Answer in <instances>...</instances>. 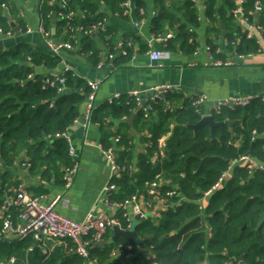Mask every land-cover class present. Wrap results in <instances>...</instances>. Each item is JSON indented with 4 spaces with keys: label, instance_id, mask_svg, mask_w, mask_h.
I'll list each match as a JSON object with an SVG mask.
<instances>
[{
    "label": "trees",
    "instance_id": "16d2710c",
    "mask_svg": "<svg viewBox=\"0 0 264 264\" xmlns=\"http://www.w3.org/2000/svg\"><path fill=\"white\" fill-rule=\"evenodd\" d=\"M107 1L118 10L125 0ZM256 1L246 0L245 7L254 10ZM260 1L264 4V0ZM148 2L135 0L134 4L141 10ZM154 2L159 9L153 19L154 32H160L163 22H169L176 26V35L169 46L180 43L181 50L195 51L197 45L189 26L196 27L200 23L197 3L192 0ZM206 2V14L217 28H221L218 19L225 25L233 22L231 11L236 7L233 0ZM1 4H5V0H0ZM67 6L66 13L81 11L86 16L83 25L87 34L84 33L81 39L80 49L88 62L97 68L103 64L101 50L95 46L90 27L103 23V17L97 15V6L91 0H69ZM55 7V4L42 7L46 28L51 24ZM259 14V25L264 28V6ZM254 15L249 18L253 20ZM75 16L63 18L62 26L73 28ZM0 28L6 33L11 30L1 12ZM136 40L135 37L124 41L122 49L126 55L114 56L115 66H121L132 57ZM69 41L76 46L75 39ZM227 41V54L247 55L259 49L256 39L249 38L239 26L227 32ZM209 48L211 56L227 58L226 53L218 52L214 44ZM60 62V55L29 43L0 49L1 159L11 166L19 153H25L33 175L41 173L44 179L56 183H64L65 169L74 165L69 142L57 135L69 131L82 117V109L91 93L88 81L73 71H65L64 82L60 83L55 75L39 70L41 67L56 69ZM47 78L55 85L46 83ZM173 98L171 93L166 96L170 107L161 99L151 103L152 112H136V126L142 123L147 132L141 138L146 144L145 153L138 155L136 173L129 170L132 151L120 153L118 161L124 171L115 183L121 194L113 200L123 201L134 194L145 195L148 182L160 184L159 195L170 202L163 211L162 220L159 224L139 220L141 223L136 227L141 236L148 237L146 245L154 247L155 260L159 264H264V100L258 98L250 105L213 112L216 121H233V125L216 128L213 137L210 125L193 127L203 117L201 109L194 105L196 99L174 108ZM136 109V99L129 95L95 107L90 123L101 128L104 149L113 146L111 133L107 134L105 129L114 121L130 117ZM121 136L123 142L132 139L130 135ZM165 136H168L165 155L155 159L156 153L163 150L161 139ZM243 156L251 157L257 165L238 162ZM0 170L1 208L6 198V185L14 189L19 183L11 182L10 173ZM171 191L175 195L168 197ZM207 192H211L208 197ZM204 199L206 206L202 205ZM148 200L156 201L152 196ZM14 209L16 219L19 213ZM127 226L124 222V227ZM113 248V243L93 245L89 249V259L122 264L110 261ZM11 257L16 258L14 264H87L89 260L75 252L72 240L43 251L31 237L14 242L1 240L0 261Z\"/></svg>",
    "mask_w": 264,
    "mask_h": 264
},
{
    "label": "crops",
    "instance_id": "0c3cea01",
    "mask_svg": "<svg viewBox=\"0 0 264 264\" xmlns=\"http://www.w3.org/2000/svg\"><path fill=\"white\" fill-rule=\"evenodd\" d=\"M91 1L97 6V15L103 17V23L90 27L95 46L101 50L102 67H93L88 62L86 54L82 53L80 49L81 39L84 33L87 34L83 25L86 18L85 14L76 11L74 27L64 28L61 24L63 20L62 11L55 10L52 14L51 24L48 28L45 27L52 41L64 43L70 42V39H75L76 46L61 52V62L56 69L48 70L41 67L39 70L58 76L69 69V71H73L89 82L99 81L100 87L95 100L96 105L111 101L117 94L131 96L133 91H138L140 100L137 102V109L133 113L139 110L152 112L151 103L160 100L156 97L153 89L164 84L181 87L179 92L171 94L174 96V108H179L185 102L206 94L209 100L200 108L203 116L211 112L212 105L219 99L231 96H259V98L264 96V30L260 29V14L258 12L253 13V15L255 14L253 20L249 18L250 13L254 10L245 7L246 0H233L236 4L235 9L231 11L234 17L233 22H228L225 25L221 19H218L217 23L220 25V29L206 14V0L195 1L200 23L196 27L189 26V29L194 33L193 42L197 45L193 52L181 50L180 43H172L169 46V42L176 35V26H172L169 22L161 23L163 25L162 30L158 33L154 32L153 19L159 12L154 0H149L147 7L141 9L143 13L135 6V0H130L129 8L125 9L121 5L122 7L119 6L118 10H114L107 0ZM45 4L50 6L55 4L60 7V0H5L4 6L0 5V12L8 20L12 33H0V49H8L20 43H29L35 47H46L50 50L45 43V36L40 31L41 24L44 25L41 11ZM235 10H241L243 15L241 13L235 15ZM136 22H140L141 26L136 28ZM238 26L248 34L249 38L256 39L259 45L258 51L247 54V57L237 65L217 66V60L237 58V55L227 54L226 46L228 42L227 32L231 28L236 29ZM169 34L172 37L166 39L165 37ZM135 37L137 40L134 42L135 50L132 57L125 60L121 66H115L112 61L114 57H110V55L125 56V51L120 43ZM210 44L217 46L218 52L226 53L227 58L211 56L208 50ZM150 50L168 51V57L161 61L162 66H158L156 62L150 60ZM85 109L86 105L82 109L83 113ZM130 117L114 121L105 131L107 134L111 133L110 141L113 143L111 148L117 161L120 158V153L132 151L133 161L129 170L136 173L138 171V155L145 153L146 144L142 142L141 138L147 132L142 123L136 126L137 115L131 123H128L127 120ZM81 119L82 117L67 131V141L73 151L72 160L77 165L73 184L67 190H65L64 183H56L55 180L47 181L41 176V173L33 175L30 172V166L26 165L27 156L25 153H19L11 166H7L0 155V169L10 173L11 182L19 183L18 187H14L15 192L24 190L32 196L40 197L44 204H49L57 196H61V201L56 205L57 211L63 216L77 221L83 220L89 213H100L106 209L103 195L111 174V164L104 152L101 128L93 123L85 125V123L80 122ZM115 135L121 137L118 136L121 139L119 142L115 141L117 137ZM121 135H130L132 139L123 142ZM167 138L168 136H165L161 139L163 150L159 154L156 153L155 159H161L165 155ZM41 189H45L47 192ZM119 194L121 192L117 186V191L114 192L112 198ZM144 196V199L151 197L149 193H145ZM206 204L207 201L204 199L202 205L206 206ZM164 209L159 202L154 203L151 208L146 207L147 217L142 221L150 220L159 224ZM14 210L11 211L12 215ZM13 219L17 220L14 216ZM1 226L2 220L0 218V228ZM137 233L141 242L139 245H135V252L129 258L126 257V253L113 254L118 243L126 242L122 238L117 242L112 240L114 229L109 230L102 241L93 242L91 247L93 245L106 246L113 243L114 248L110 254V261L115 260L122 264H159L155 260L154 247L146 245L148 237ZM108 236L110 237L107 238ZM65 242L66 240H55L47 241L45 245H39L43 251H49L57 245L65 244ZM102 242H106V244L101 245ZM9 259L1 260L0 264H8ZM106 263H102L97 258L87 261V264ZM204 264L208 263L204 262Z\"/></svg>",
    "mask_w": 264,
    "mask_h": 264
},
{
    "label": "built area",
    "instance_id": "2783aa9c",
    "mask_svg": "<svg viewBox=\"0 0 264 264\" xmlns=\"http://www.w3.org/2000/svg\"><path fill=\"white\" fill-rule=\"evenodd\" d=\"M69 0H60V7L63 9L61 12L62 18H72L75 13L73 11L66 13L64 10L67 9V4ZM131 5L130 0H125L123 6L125 9L129 8ZM4 6V5H3ZM264 4L257 0L255 3V9L250 15L253 16L254 12H260L263 9ZM65 12V13H64ZM143 13V11L141 10ZM243 12L241 10H235L234 14L237 15ZM141 26L140 22L135 23V27L138 28ZM260 29L264 30L263 26H260ZM40 31L45 36V43L50 51L55 55H60L64 49H72L74 45L70 42L64 43H54L50 37V34L46 30L45 26L41 24ZM0 33H3L2 28H0ZM12 31L7 32L11 34ZM172 37L171 34L167 35L165 38L168 39ZM121 46L124 43H120ZM210 48H208L209 50ZM210 54V53H209ZM211 55V54H210ZM237 58H229L227 60H217V66H232L237 65L247 57L243 54H235ZM110 57H114L110 55ZM168 57V51L166 50H150L149 58L152 62H156L158 66H162L161 61ZM102 63L98 68L102 67ZM69 69H66L68 71ZM65 72V71H64ZM63 72V73H64ZM61 73L56 76V80L60 83L64 82V75ZM46 83L55 85L54 81L47 78ZM91 87V93L87 99L86 109L82 115V118L85 119V125L90 123L91 115L95 107L97 92L100 87L99 81H88ZM61 90V89H60ZM157 98L160 100H165L166 104L170 107L169 103L166 100L167 94H173L179 92L181 87L179 85H170L164 84L159 85L153 89ZM132 97L138 102L139 92L133 91ZM120 95H116L115 98H119ZM114 98V99H115ZM256 96H231L224 99H219L214 102L212 105V110L207 115H212L213 112H220L223 108H236L240 106L250 105L253 101L258 99ZM264 100V96L261 97ZM113 100V99H112ZM209 100V97L206 94L199 95V97L194 101V105L200 109L203 104ZM146 111V110H145ZM206 115V114H205ZM256 136V132L253 133ZM57 137H64L67 140V132L63 134H58ZM116 142L120 141V138L117 136L115 138ZM107 158L111 164V174L109 177V182L104 188V204L105 210L100 213H89L86 217L81 220H72L68 217L60 214L56 205L61 201L62 197L57 196L51 203L44 204L40 197L32 196L24 190L14 191L15 189L10 188L6 185V198L3 205L0 208V218L2 220V226L0 228V241H21L25 238L31 237L34 241L40 245H45L47 241L55 240H72L75 244V252L86 260L89 259V249L93 242L102 241L107 235L109 230H113L114 227H119L123 230L129 229L134 221L137 219L144 220L147 217L146 207L151 208L154 205V202H159L164 208L169 207V199L161 197L158 193L160 184L158 182H148L146 184L147 190L146 193H149L154 200L151 201L144 199V194L138 195L134 194L123 201H115L112 196L114 192L117 191V184L115 181L119 179L122 175L124 167H122L117 158L114 156V151L112 148L104 149ZM73 151L70 149V154ZM238 162L248 163L252 166H256V162L249 156L241 157ZM26 165L30 166L28 163ZM77 172V165L74 164L70 168H66L64 172V187L65 190L69 189L74 181L75 175ZM2 175V170H0V178ZM224 177L221 179L223 182ZM219 183L214 189L218 188L221 184ZM211 192L206 193V197ZM175 192L171 191L168 193V197L174 196ZM16 208L18 210V218L15 221L11 213L12 209ZM124 222L128 223L127 228L124 227ZM135 246L129 244L127 241L124 243H118L113 254L126 253V257H131L134 254ZM16 262L15 257H11L8 260V264H14Z\"/></svg>",
    "mask_w": 264,
    "mask_h": 264
},
{
    "label": "water",
    "instance_id": "95a60500",
    "mask_svg": "<svg viewBox=\"0 0 264 264\" xmlns=\"http://www.w3.org/2000/svg\"><path fill=\"white\" fill-rule=\"evenodd\" d=\"M192 1H197L199 2V0H192ZM207 4V3H205ZM56 11L61 12L63 9L61 7H59L58 5H56L55 7ZM136 117V113H133L131 115V117L127 120L128 123H131L134 118ZM81 123H85V119L82 118L80 120ZM77 125L79 123H76ZM204 125H210L211 126V133L212 136L215 137V129L218 127H221L223 125H233V121L231 120H226V121H216L213 115H204L202 117V119L193 127L195 129L201 128ZM141 221H134L133 224L131 225V227L129 229L123 230L119 227H114V235H113V241L117 242L120 238L126 240L129 244L132 245H139V243L141 242V239L136 231V227L138 224H140ZM101 245H105L106 242H102L100 243Z\"/></svg>",
    "mask_w": 264,
    "mask_h": 264
}]
</instances>
